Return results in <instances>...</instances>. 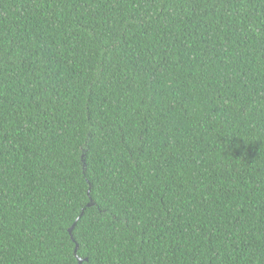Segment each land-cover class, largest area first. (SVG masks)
I'll list each match as a JSON object with an SVG mask.
<instances>
[{
  "label": "trees",
  "instance_id": "1",
  "mask_svg": "<svg viewBox=\"0 0 264 264\" xmlns=\"http://www.w3.org/2000/svg\"><path fill=\"white\" fill-rule=\"evenodd\" d=\"M79 258L264 264V0H0V264Z\"/></svg>",
  "mask_w": 264,
  "mask_h": 264
},
{
  "label": "water",
  "instance_id": "2",
  "mask_svg": "<svg viewBox=\"0 0 264 264\" xmlns=\"http://www.w3.org/2000/svg\"><path fill=\"white\" fill-rule=\"evenodd\" d=\"M91 203H89L88 205H90ZM77 221V220H76ZM76 221L73 223V225L69 228V233L71 234V231H72V229H73V227L75 226V224H76ZM77 247V246H76ZM81 263V259L79 258L78 259V264H80Z\"/></svg>",
  "mask_w": 264,
  "mask_h": 264
}]
</instances>
